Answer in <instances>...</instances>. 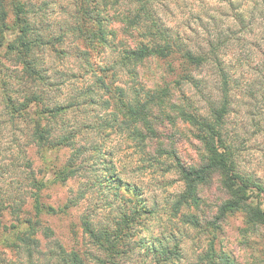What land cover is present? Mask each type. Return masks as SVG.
Returning a JSON list of instances; mask_svg holds the SVG:
<instances>
[{"label":"clouds","instance_id":"9594fccd","mask_svg":"<svg viewBox=\"0 0 264 264\" xmlns=\"http://www.w3.org/2000/svg\"><path fill=\"white\" fill-rule=\"evenodd\" d=\"M16 3L0 0V12L13 15ZM97 3L96 10L88 0H78L66 14L53 5L54 15H18L29 24L63 18L66 32L78 26L72 47L88 49L84 59L89 62H80L85 80L103 72V64L114 69L113 76L128 73L139 87L138 59L128 41L154 39V25L172 27L180 35L173 40L186 45V51L195 49L208 63L225 56V48L213 42L217 33L229 42L239 39L244 58L219 89L223 101L217 103L215 91L207 86V107L196 113V131L181 133L185 139L180 146L166 134L154 135L160 126L175 128L176 110L166 104L149 114L142 96L137 105L142 111L115 102L107 110H82L77 121L65 125L63 140L57 142L71 153L61 162L58 153L49 151L52 141L40 145L31 132L40 120L34 109L51 106L47 96H55L58 104L72 102L64 87L50 93L41 90L33 75H51L44 71L48 61L38 37L52 36L40 31L21 35L22 24L5 31L9 18L0 17V159L5 164L24 161L29 148L41 149L39 167L13 169L0 179V264H56L58 247L64 264H73L74 257L76 264H211L213 249L221 246L226 252L250 247L255 264H264V156L256 157L264 153V61L249 53L253 44L264 52V0ZM135 51L137 57L159 54L154 43L146 52ZM61 65L68 69L69 60ZM181 74L185 69L170 63L152 75L170 82ZM235 80H240L239 88ZM180 83L182 90L183 80ZM33 95L39 99L33 100ZM48 125L55 127V118ZM191 136L201 139L198 156L191 152ZM242 173L252 181L246 190L243 177L234 179ZM177 184L182 185L179 191ZM82 227L89 238L79 234ZM25 239L40 246H26Z\"/></svg>","mask_w":264,"mask_h":264},{"label":"trees","instance_id":"16d2710c","mask_svg":"<svg viewBox=\"0 0 264 264\" xmlns=\"http://www.w3.org/2000/svg\"><path fill=\"white\" fill-rule=\"evenodd\" d=\"M78 0H74L73 4H76ZM102 2V0H101ZM117 3L120 2V0H116ZM126 5H134L137 3V0H124ZM88 3L92 10H96L98 8L97 0H88ZM73 9V8H72ZM15 25H23L22 28L19 29L21 35H26L29 32L38 31V29L35 27L34 24H29L27 19H22L18 13L20 12H31L26 10L23 4H18L15 6ZM81 11H84V9H81ZM8 16V13L0 12V17ZM138 19V17H137ZM99 21L97 20V23ZM154 31H155V38L154 39H139V40H129L128 45L129 49L132 51L133 57L138 59V68L145 63H148L151 60H159V61H169V64H173V62H178L179 67H183L186 71V74H181L177 78V85H180V81H187L188 84H191L194 86V88L199 89L201 86V82L192 75L193 70H196L198 68L204 67L207 64H212L215 66L216 70L219 73L220 78V89L226 86V82L228 79V71L224 68L223 61L221 58L218 60H213L212 62L208 63L206 62L201 55L193 49V51H186L187 46L186 45H178L176 41L173 40V36L177 38V40L180 39V35L178 32H174V29L172 27L164 28L163 26L156 27L155 25ZM9 25H4V30H9ZM61 29H63L61 27ZM74 30H78V26H71L67 32L64 31L63 33H60L58 36H52L51 39L48 41L45 40L44 36L38 37V42L41 46V48H44L46 45H49L52 43L53 40L57 41H63L64 37L66 35H72V32ZM74 38V37H73ZM53 39V40H52ZM227 40L224 37H219V40L216 42L221 47L224 44V41ZM155 44L156 49L159 50V54L153 57H147L146 55H141L139 57L136 56V49L139 48L142 52H146L148 49V46L150 44ZM23 46V45H22ZM75 56L83 60L84 63H88L89 61L84 59V57L89 55L87 48H79L78 50L75 49L74 52ZM0 55H3V53H0ZM1 66V64H0ZM27 68V65L24 66ZM102 69H105L103 72H97L95 75L91 77L89 80H85V74L81 75H75L74 78L75 81L69 82V90L68 93L70 94V97H72V102L68 104H58L55 101L49 102L51 105L50 107H45L43 109H34V112L37 113L40 117V120L38 123L35 124V126L31 129V132L34 136L37 137L39 140L40 145L45 144L46 139H50L52 141L53 147L49 148V151L58 153L57 159H59L61 162H65L70 158L71 153L69 152L68 148L66 147H60L58 141L63 140L62 132L65 128V125L71 126L73 121H77L78 118H75V120L68 119L67 115L70 113V111L74 112H82V110L87 106H99L101 108H104L107 110L109 107H111L115 101L117 104H121L124 106L130 107L133 111H142L143 109H149L151 114V111L153 107L162 105L163 103H166V99L168 95L170 94V91L167 90V88H163L162 91L160 90H147L144 88V84L142 83L139 85V87L134 86L133 84L131 86L130 83H132L130 76L126 72H118L114 76L112 75V72L114 69L112 68H106L104 65H100ZM48 69H44L45 72ZM34 76L37 77V79L40 82L41 88L45 86H52V83H49L50 78L49 76H39L37 73H33ZM129 77V81H124L123 77ZM138 79L140 78V71H138ZM117 84V85H116ZM119 84V85H118ZM126 86L128 88H126ZM67 92V91H66ZM200 93H203L200 91ZM222 93V92H221ZM145 97L143 101V109H138L137 105H141L142 101L141 98ZM33 100L39 99V97L33 95ZM223 101V95L221 97L220 102ZM219 102V103H220ZM185 103L187 105V110H184V107L182 106H176V108L179 110V117L185 122L190 124L196 131V125L198 123V118L196 113L199 111L198 108H193L191 103L187 102L185 100ZM86 106V107H85ZM83 108V109H81ZM224 109L222 108V111ZM36 117L34 116L33 119ZM55 118L56 126L50 127L48 125V121H51ZM86 128H91L90 124H84L83 125ZM196 139L201 142V139L199 136H196ZM216 148H220V141H216L215 143ZM34 150V154L37 156L39 162L41 159V149L39 147H31ZM30 149V148H29ZM60 153H63L65 155V159L62 160L60 157ZM26 156V159L22 162L23 165L19 167V165L15 164L14 168L15 170L19 171L20 169H24V171H27L28 169H31L33 167H39L40 165H37L36 160L32 158V156L29 155V150L24 154ZM23 174V173H21ZM243 177V180L245 183L242 185L244 189H247L248 183H251V177L242 173L241 176H236L234 179H241ZM244 199H247L245 196ZM54 207V206H53ZM252 219H257L255 216ZM261 220H264V216L260 217ZM249 222H252L251 220ZM28 223H31V221H28ZM83 228V227H82ZM84 234H87L90 237V233H88L86 228H83ZM23 243L26 246H32L35 245L36 247H39L38 241H33L30 239H25ZM58 256L56 264H64V252L59 249L58 247ZM9 253H6L8 255ZM41 257H43L44 253H39ZM52 255H57L56 252L52 253ZM212 262L211 264H238V262L234 259V257H231L226 252H221L219 250L213 249L212 251ZM6 264H13V262L9 261L6 262ZM73 264H76L75 257L73 258Z\"/></svg>","mask_w":264,"mask_h":264},{"label":"rangeland","instance_id":"374dc122","mask_svg":"<svg viewBox=\"0 0 264 264\" xmlns=\"http://www.w3.org/2000/svg\"><path fill=\"white\" fill-rule=\"evenodd\" d=\"M74 0H17L16 5L23 4L26 10L31 11L33 16L37 12L47 13L51 12L53 15L55 14V8L52 7L53 5H58L61 9V12L66 14L69 11L72 10ZM15 5V6H16ZM16 11V10H15ZM9 26H15V13L11 16H9ZM64 23L63 18L60 20L52 21V22H43L38 21L35 23V27L38 29V31L44 33L45 35H51V36H58L60 33H63L65 29H61V25ZM117 29H119V25L116 26ZM10 29V28H9ZM206 31V29H204ZM8 31V30H6ZM55 32V35H52V33ZM219 37H224L223 33H217V36L215 40L213 41L216 43L219 40ZM191 40V37L189 38ZM48 41L49 39H45ZM53 40V39H52ZM63 41H57L53 40L52 43L49 45H46L43 49L45 50V54L47 57V67L44 69H48L47 71L51 73L49 76L50 80L53 81L52 86H45L41 88V90L46 89L49 93L52 91L54 87H64L65 91L69 90V82L75 81L74 77L75 75H81V60L78 59L74 52L75 49L72 47V43L74 41L73 36L66 35ZM81 48H86L83 45L80 46ZM225 48V56L221 57V60L223 61L224 68L228 71V73L233 72L236 70V64H239L241 62V59L244 58V53L242 51L243 45L241 44L239 39L234 40L233 42H229L228 40L224 41L223 46ZM249 53L251 55H255L258 59L264 61V52L259 51L258 46L255 44L252 45V47L249 49ZM230 57V59L228 58ZM63 59L69 60V67L68 69H64L61 65V62ZM235 61L236 63H233ZM169 64V61H159V60H151L148 63H145L142 65L139 69L140 71V78L142 80V83L144 84L145 89H149L151 91L153 90H160L162 91L163 88H167V90L170 91V94L168 95L166 99V103H163L162 105L153 107L151 113L159 112L161 107L170 104L173 109L176 110L177 118L175 120V128L174 129H165L162 126L158 128V131L154 133L156 134H166L168 139L173 143V145L180 146L182 144V141L185 139L181 133L183 132H195L193 127L185 123L180 117H179V110L176 108V106H182L184 107L186 105L185 100L189 103H191L192 107L198 108L199 110L202 107H207V95H206V89L208 85H211L213 90L215 91V101L217 103L220 102L222 93L219 90L220 89V78L219 73L216 70L215 66L210 64H207L204 67L198 68L196 70H193L192 75L196 77L198 81L201 82V86H204L203 88L200 86L199 89L194 88L191 84H188V82L183 81L182 90H181V83L180 85H177V77L173 76L170 77V82L165 81L163 76H161L159 79H155L153 77V73L157 71V69L161 65ZM173 64L178 66V62H173ZM103 65V64H102ZM59 66V67H58ZM3 65L1 64L0 68H2ZM23 70V69H22ZM164 75H167V73H164ZM124 81H129V77L126 78L123 77ZM243 79V77H241ZM233 84L239 88L240 86V80L233 81ZM117 85V84H116ZM119 85V84H118ZM132 83H130L129 86H131ZM66 86V87H65ZM126 88H128L126 86ZM202 91L203 93H200ZM47 99L49 102L55 101V96H47ZM115 102V101H114ZM86 107V106H85ZM83 109V108H81ZM104 109L99 106H87L86 109L83 110H91L96 111ZM105 110V109H104ZM80 112H74L70 111V113L67 115V120H75V118H78V114ZM2 137H3V129H0V155L3 153V143H2ZM16 138L13 137V140ZM192 142V149L191 152L194 156H198V149L202 146L201 142L196 139V136L190 137ZM29 155L32 156L36 160L37 165H40V162L37 158V156L34 154V150L32 148L29 149ZM261 156H264V153L257 152L256 157L259 158ZM60 157L62 160L65 159V155L63 153H60ZM23 161L18 160H12L10 164H5L3 159H0V179H3L10 171H12L14 168V165L17 164L19 167L23 165ZM248 175L247 173H244ZM182 189V185L177 184L176 190L179 191ZM51 199V198H50ZM55 206V205H53ZM235 223V221H233ZM241 223H243V220H241ZM217 231L220 232L221 235H224L223 229L217 228ZM79 234L83 238H89L87 234H84L83 228L78 230ZM237 236L239 233L236 234ZM221 252H226L224 248L221 246L220 248L216 249ZM228 253L231 257H234V259L238 262V264H255V261L251 259V248H239L238 250L231 252L228 251Z\"/></svg>","mask_w":264,"mask_h":264}]
</instances>
